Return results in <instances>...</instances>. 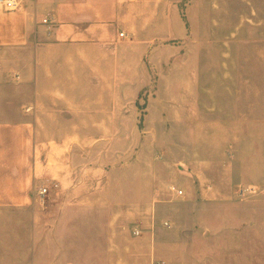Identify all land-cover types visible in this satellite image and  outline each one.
I'll list each match as a JSON object with an SVG mask.
<instances>
[{
  "label": "crops",
  "instance_id": "1",
  "mask_svg": "<svg viewBox=\"0 0 264 264\" xmlns=\"http://www.w3.org/2000/svg\"><path fill=\"white\" fill-rule=\"evenodd\" d=\"M216 205L264 230V0L0 5V264H192Z\"/></svg>",
  "mask_w": 264,
  "mask_h": 264
},
{
  "label": "rangeland",
  "instance_id": "2",
  "mask_svg": "<svg viewBox=\"0 0 264 264\" xmlns=\"http://www.w3.org/2000/svg\"><path fill=\"white\" fill-rule=\"evenodd\" d=\"M23 73L28 74V71H24L22 74ZM21 92L22 95L26 97L28 95V88L25 87ZM148 94H150V92L144 95L145 99L148 97ZM27 105V103H22L20 101L15 103L16 108L21 107L23 110L26 109V112ZM11 107L13 108V105ZM6 113L12 115L14 112L10 108L6 110ZM58 137L61 136H37L38 142H42L45 139H56ZM140 137L141 136H134V147L139 143ZM176 149L177 147L174 148V152ZM240 190L241 189H238V192H240ZM204 207L188 215V219L190 220L189 225L195 222V224L200 227L183 233V238L188 239L190 242L187 248L188 255L192 256L190 258L192 264H253L252 257L255 253L256 255H264V230H253V224L249 220L251 218L250 212L247 210L244 211V209L241 210L242 215L240 219L243 220L244 214L245 222L240 229L224 230L223 227L226 221L222 216L223 210L221 207L216 205L211 209H207L208 211H205ZM231 217L232 223H235L236 212L233 213ZM12 218V215H7L5 221L9 222ZM254 241L256 243H254Z\"/></svg>",
  "mask_w": 264,
  "mask_h": 264
},
{
  "label": "built area",
  "instance_id": "3",
  "mask_svg": "<svg viewBox=\"0 0 264 264\" xmlns=\"http://www.w3.org/2000/svg\"><path fill=\"white\" fill-rule=\"evenodd\" d=\"M23 0H0V5L3 6L6 10L8 11H14L17 10L21 7ZM47 21V20H45ZM124 33H121V36H123ZM172 190H176L175 187H172ZM252 188H247V189H241L239 193V196L241 199L246 198L252 191ZM48 188L46 186H41L38 190V196H40L41 198H43L45 196V194L47 193ZM178 194L182 195L183 191L182 190H177ZM141 230L140 229H136L134 231V234H140Z\"/></svg>",
  "mask_w": 264,
  "mask_h": 264
}]
</instances>
